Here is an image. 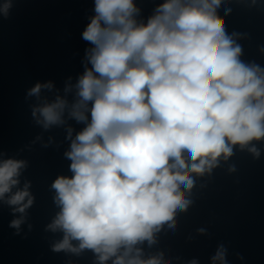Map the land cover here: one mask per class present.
Here are the masks:
<instances>
[{"label":"clouds","instance_id":"1","mask_svg":"<svg viewBox=\"0 0 264 264\" xmlns=\"http://www.w3.org/2000/svg\"><path fill=\"white\" fill-rule=\"evenodd\" d=\"M223 3L164 0L145 23L135 0H94L82 32L91 45L84 72L53 99L43 95L51 81L28 90L35 123L45 131L66 126L70 141L71 176L51 184L59 210L46 230L62 233L53 251L91 250L97 264H172L162 251L145 256L142 246L175 228L196 178L237 146L260 156L249 145L264 140V67L243 58L219 15ZM13 6L3 0L0 16ZM68 120L84 127L75 132ZM27 167L0 153V203L15 216L16 234L35 199L30 181L21 187ZM226 255L219 245L211 264H227Z\"/></svg>","mask_w":264,"mask_h":264}]
</instances>
